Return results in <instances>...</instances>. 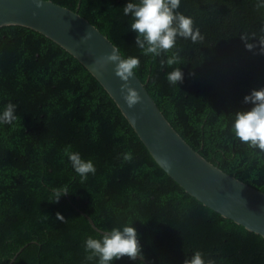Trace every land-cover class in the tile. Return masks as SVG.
<instances>
[{"label":"trees","instance_id":"1","mask_svg":"<svg viewBox=\"0 0 264 264\" xmlns=\"http://www.w3.org/2000/svg\"><path fill=\"white\" fill-rule=\"evenodd\" d=\"M52 1L87 18L124 58L140 60L134 72L190 146L264 191V152L232 131L235 113L253 106L244 97L264 88L259 0H181L175 11L191 17L204 39L178 36L171 51L155 57L135 44L131 14L123 12L129 0ZM242 34L255 36L253 50ZM177 52L179 63L161 66ZM177 67L183 80L173 85L167 73ZM9 102L17 119L0 124V264L12 257L11 264H98L86 259L85 241L104 233L83 212L107 231L133 223L141 255L153 264H184L196 251L216 264H264L262 235L189 194L155 161L97 78L54 40L20 24L0 26V112ZM68 145L96 168L85 181L64 155ZM128 152L133 159L125 162ZM65 187L69 192L51 201L53 190ZM171 216L170 228L156 234L154 224ZM112 264L148 263L125 256Z\"/></svg>","mask_w":264,"mask_h":264},{"label":"water","instance_id":"2","mask_svg":"<svg viewBox=\"0 0 264 264\" xmlns=\"http://www.w3.org/2000/svg\"><path fill=\"white\" fill-rule=\"evenodd\" d=\"M6 24L38 30L70 52L97 78L155 161L177 183L211 209L264 237V191L225 172L190 146L164 116L135 72L129 83L139 91L142 101L129 108L121 94L124 81L116 76L115 64L100 67L95 63L114 48L118 50L98 27L76 10L52 0H47L42 8H37L34 0H0V26ZM89 32L91 39L85 41L83 38ZM119 54L124 58L120 51ZM83 214L93 228L108 232ZM139 258L152 264L142 255Z\"/></svg>","mask_w":264,"mask_h":264},{"label":"clouds","instance_id":"3","mask_svg":"<svg viewBox=\"0 0 264 264\" xmlns=\"http://www.w3.org/2000/svg\"><path fill=\"white\" fill-rule=\"evenodd\" d=\"M181 0H139L138 3L129 2L123 8L124 15L131 14V30L137 33L135 44L142 50L143 55L161 56L162 53L171 51L176 46L177 37L190 39L193 43L203 41L199 28H194V21L183 13L176 12ZM37 8H42L47 0H34ZM257 8H264V0H259ZM35 14V13H34ZM89 32L83 39H91ZM252 37H255L254 35ZM252 37L242 34L248 50H253L256 45L250 43ZM260 52L264 54V36L258 39ZM98 66L104 67L108 63L115 64V74L124 83L121 84V94L129 108L135 107L142 101L139 91L129 83L134 74V69L139 67L137 57L121 58L119 51L114 50L96 60ZM179 63V54L173 53L167 60H161V66L171 67ZM170 84L177 85L183 80V73L179 67L167 73ZM245 104L253 105L250 110L235 113L232 131L237 139L247 144L250 148L264 152V88L253 89L244 97ZM16 105L9 102L0 112V124H12L17 116ZM72 146L64 148V155L68 157L74 171L85 181L89 173L95 174L96 168L91 160L85 161L78 152L71 150ZM132 153H124L123 160L130 162ZM68 189L57 188L53 190V202H59ZM57 220L64 222V216L57 212ZM86 259L98 258V264H112L116 259L127 256L136 260L142 254V247L138 239V232L133 223L125 224L122 228L114 227L105 232L100 239L88 237L85 241ZM184 264H216L215 260L205 261L203 253L196 251Z\"/></svg>","mask_w":264,"mask_h":264},{"label":"rangeland","instance_id":"4","mask_svg":"<svg viewBox=\"0 0 264 264\" xmlns=\"http://www.w3.org/2000/svg\"><path fill=\"white\" fill-rule=\"evenodd\" d=\"M173 216L169 217V219H166V220H163L162 222H159L160 224H165L163 226H158L156 224H154V231L155 233L157 234H165V232L170 228V226L173 224ZM161 221V220H159ZM176 221L178 222L179 221V217L178 219H176ZM174 223H175V219H174ZM162 247L166 248V245H165V242L161 245ZM153 264V263H152Z\"/></svg>","mask_w":264,"mask_h":264}]
</instances>
